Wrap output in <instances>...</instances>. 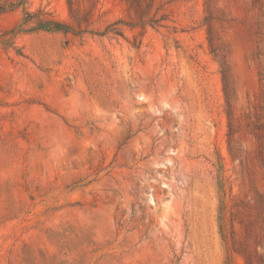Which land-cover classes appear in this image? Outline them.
Returning a JSON list of instances; mask_svg holds the SVG:
<instances>
[{
	"label": "rangeland",
	"instance_id": "rangeland-1",
	"mask_svg": "<svg viewBox=\"0 0 264 264\" xmlns=\"http://www.w3.org/2000/svg\"><path fill=\"white\" fill-rule=\"evenodd\" d=\"M72 3L0 0V264H264V0Z\"/></svg>",
	"mask_w": 264,
	"mask_h": 264
},
{
	"label": "trees",
	"instance_id": "trees-1",
	"mask_svg": "<svg viewBox=\"0 0 264 264\" xmlns=\"http://www.w3.org/2000/svg\"><path fill=\"white\" fill-rule=\"evenodd\" d=\"M205 2H206V11L209 14V16L205 18V22L208 25V34H209V42H210V46H211V51L216 57H218V55H216V52L219 50V48L217 47V45L215 43V39L213 36V29H212V26L210 24V20H211L210 15L212 14L211 9H210L211 0H205ZM69 6H70L71 10L74 8V3H72V0H69ZM136 11L138 13V9H136ZM26 14H27V18L25 19L22 26L27 24V22H30L32 20H36V25L32 29H30L32 31L63 32V33H69V32L73 31V27L68 23L53 20V19H42L40 17L32 15L31 13H26ZM152 22H153V20L151 18H149L148 15H146L144 17H139V19H138V24H141V25L152 24ZM221 67H222L223 80L225 82V90H227L228 68L226 67L225 63H221ZM228 103H229V101H228Z\"/></svg>",
	"mask_w": 264,
	"mask_h": 264
}]
</instances>
